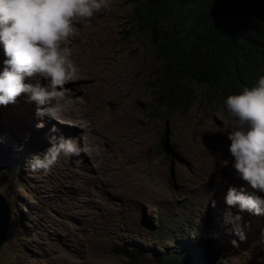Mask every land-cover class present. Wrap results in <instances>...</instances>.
Masks as SVG:
<instances>
[{
    "label": "rangeland",
    "instance_id": "374dc122",
    "mask_svg": "<svg viewBox=\"0 0 264 264\" xmlns=\"http://www.w3.org/2000/svg\"><path fill=\"white\" fill-rule=\"evenodd\" d=\"M103 2L117 40L96 36L89 18L83 24L87 44L96 47L92 70L102 77L101 60L115 59L119 67L112 106L122 116L103 126L80 122L76 102L86 96L85 74L65 84L78 97L55 96V118L38 116L27 94L0 105V195L11 209L0 264H165L168 240H191L197 229L209 255L200 264H264V216L226 204L230 187L253 190L231 166L224 102L198 96L186 110L156 111L151 95L160 63L154 46L132 33L138 0ZM71 48L68 60L78 78L85 73L84 49ZM5 59L0 43V72ZM132 64L137 71L123 98L132 99L129 110L121 105V91ZM25 82L48 83L39 74ZM136 92L140 96L133 99ZM53 126L58 131L51 132ZM61 135L74 138L80 154H61L47 172L28 168L51 146L49 137ZM142 243L155 252L141 249ZM124 246L137 250L136 256H123Z\"/></svg>",
    "mask_w": 264,
    "mask_h": 264
},
{
    "label": "clouds",
    "instance_id": "9594fccd",
    "mask_svg": "<svg viewBox=\"0 0 264 264\" xmlns=\"http://www.w3.org/2000/svg\"><path fill=\"white\" fill-rule=\"evenodd\" d=\"M106 7L103 0H0V43L7 57L0 72V105L15 103L21 94H27L28 101L37 105L38 116L55 118L54 112L60 108L54 98L58 94L71 98L73 90L65 84L70 70L75 72L61 42L72 33L74 23H87L85 18ZM36 74L46 79L47 85L25 82ZM224 104L228 112L224 127L231 141L228 150L234 158L231 166L237 178L253 190L249 193L243 187H230L226 204L264 216V75L256 86L228 96ZM50 131L58 130L53 126ZM49 140L51 146L43 156H33L28 168L47 172L61 154L79 155L82 150L72 137L50 136ZM83 150L88 151L87 146ZM227 166V162L222 165ZM235 231L241 239L246 238L242 229Z\"/></svg>",
    "mask_w": 264,
    "mask_h": 264
},
{
    "label": "trees",
    "instance_id": "16d2710c",
    "mask_svg": "<svg viewBox=\"0 0 264 264\" xmlns=\"http://www.w3.org/2000/svg\"><path fill=\"white\" fill-rule=\"evenodd\" d=\"M131 29L154 46L160 63L151 95L158 112L186 110L198 96L224 102L264 75V0H138ZM193 235L181 243L170 238L164 263L208 259L204 234ZM140 248L155 252L146 243ZM137 252L121 248L130 259Z\"/></svg>",
    "mask_w": 264,
    "mask_h": 264
},
{
    "label": "bare ground",
    "instance_id": "6f19581e",
    "mask_svg": "<svg viewBox=\"0 0 264 264\" xmlns=\"http://www.w3.org/2000/svg\"><path fill=\"white\" fill-rule=\"evenodd\" d=\"M107 10L109 9L106 7L104 10L95 13L93 17L89 18V22L96 36L102 35L109 41H116L117 29L115 27V22ZM87 34L88 32L83 22L74 24L73 31L67 40L61 42V48L62 50L66 49L64 54L67 58H70L73 52L72 46L75 47L78 45L84 49L82 59L85 63V73L79 74L77 78L70 70V79L78 80L85 74L84 80L87 82L86 86H88L84 101L82 103L79 101L76 102L77 114L79 115L76 116L79 118L80 122L90 123L91 125H94V123H101L103 126V124H109L122 116L120 112H115L112 106L114 86L119 78L120 70L115 59L101 60L99 69L100 73H102V77L92 70L90 58L91 53H96V47L93 44H87ZM135 66L132 64L130 74L126 76L121 91V105L127 109H129L132 99L129 98L125 100L123 98H125L126 93H128L127 88H130L128 85L130 84V78L132 79L131 74L137 71ZM81 94H83V92ZM139 96L140 94L137 93L133 96V99L139 98ZM115 114H117V117H115ZM87 126H89V124Z\"/></svg>",
    "mask_w": 264,
    "mask_h": 264
},
{
    "label": "water",
    "instance_id": "95a60500",
    "mask_svg": "<svg viewBox=\"0 0 264 264\" xmlns=\"http://www.w3.org/2000/svg\"><path fill=\"white\" fill-rule=\"evenodd\" d=\"M79 95L80 92L76 90L75 92H73L71 98H76ZM66 97L69 98L68 96ZM10 214H11V209L9 203L2 195H0V249L3 246V244L7 241V233L11 220Z\"/></svg>",
    "mask_w": 264,
    "mask_h": 264
}]
</instances>
